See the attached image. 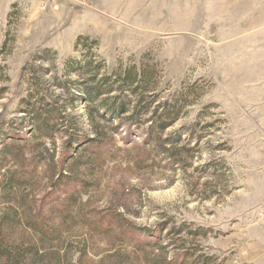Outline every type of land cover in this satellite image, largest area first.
Returning a JSON list of instances; mask_svg holds the SVG:
<instances>
[{"label":"rangeland","instance_id":"rangeland-1","mask_svg":"<svg viewBox=\"0 0 264 264\" xmlns=\"http://www.w3.org/2000/svg\"><path fill=\"white\" fill-rule=\"evenodd\" d=\"M0 230L32 264H264V0H0Z\"/></svg>","mask_w":264,"mask_h":264},{"label":"trees","instance_id":"trees-1","mask_svg":"<svg viewBox=\"0 0 264 264\" xmlns=\"http://www.w3.org/2000/svg\"><path fill=\"white\" fill-rule=\"evenodd\" d=\"M139 75H135V79ZM141 80V79H140ZM138 81V83L140 82ZM171 123H163L160 129L167 128ZM38 253L34 244H19L15 240L10 241L7 234L0 230V262L5 264H32L34 255Z\"/></svg>","mask_w":264,"mask_h":264}]
</instances>
